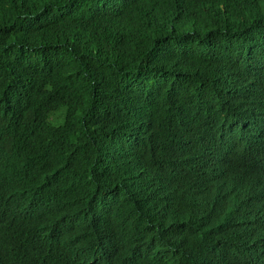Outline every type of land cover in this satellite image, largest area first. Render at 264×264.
<instances>
[{
  "label": "trees",
  "instance_id": "16d2710c",
  "mask_svg": "<svg viewBox=\"0 0 264 264\" xmlns=\"http://www.w3.org/2000/svg\"><path fill=\"white\" fill-rule=\"evenodd\" d=\"M0 170L67 264H264V0H0Z\"/></svg>",
  "mask_w": 264,
  "mask_h": 264
},
{
  "label": "clouds",
  "instance_id": "9594fccd",
  "mask_svg": "<svg viewBox=\"0 0 264 264\" xmlns=\"http://www.w3.org/2000/svg\"><path fill=\"white\" fill-rule=\"evenodd\" d=\"M216 136L219 137V140L224 141L219 136V134H217ZM219 154L220 152L216 151L215 157H217ZM226 154H227V150L224 147L222 156L217 157L218 158L217 161L218 162L220 161L221 164H219L217 161L211 162V169H213V172H215L216 170H220L221 168L220 165H223L226 163L225 161ZM15 173L16 172L14 171L0 170V209H4V211H0V231H1L0 234L17 235L19 237L23 236L24 243L27 245L28 249H31V251H28V253L38 254L39 257L43 259L48 255L49 256L47 258H50V257L55 258L56 255L61 256L60 259L63 261L58 259L57 262H61L62 264H67L68 262L67 256L66 255L63 256L65 253L63 251L53 249V247L51 246V242L48 236L49 233L46 232V230L44 231L39 227H35L29 224L30 220L32 221L35 220L37 222L40 221L44 223L45 225L54 223L56 217L53 214V212L55 211L51 209L41 210L39 212H42V211L43 212L40 215L35 214L32 217H29L27 213L28 211H34L37 209V206H33L30 204L32 200L34 201L39 200V203H42L46 201H51L53 199L56 200V198L60 196V194L56 193L57 191L53 189H48V190H51L50 192H54L52 197L50 194L38 195L37 192L40 189H42L39 187L38 184H35L28 177H24L22 178V180H20L21 178H13L15 176H13L12 174L15 175ZM12 179H14L15 182H23V185L21 187L14 186L12 187V189L16 191H20L22 188H26V190L29 191V193H27V195H24L25 197H12V196L7 195L8 189L6 188H8L9 182L13 181ZM55 203H56V206L60 205L59 201ZM11 206L13 207L10 208ZM40 206L41 207H51V206H42V205ZM6 211H11V213L13 212L15 213L13 214L14 216L10 218L11 221L8 224H5V221L2 223L3 218L7 214ZM24 230H28L30 235H27L26 233H24ZM35 234H42V235L36 236ZM33 237L37 238V241H34ZM1 245L2 246L8 245L12 247V250L15 253H17L16 246L12 242L4 238H0V247Z\"/></svg>",
  "mask_w": 264,
  "mask_h": 264
},
{
  "label": "water",
  "instance_id": "95a60500",
  "mask_svg": "<svg viewBox=\"0 0 264 264\" xmlns=\"http://www.w3.org/2000/svg\"><path fill=\"white\" fill-rule=\"evenodd\" d=\"M13 176H15V177H13V178H24V176L22 175V174H17V173H15V175H13ZM23 185V182H15V181H10L9 182V184H8V188H6V189H8V193H7V195H9V196H12V197H25L24 195H27V193H29V191H27L26 190V188H22L20 191H16V190H13L12 189V187H14V186H19V187H21ZM37 194L38 195H48V194H50L51 195V197H52V195L54 194V192H50L48 189H46V188H42V189H40L38 192H37ZM56 200H58L59 202H60V205H61V202L63 203V198H62V196L60 195V196H58L57 198H56ZM55 199H53V200H51L50 202L51 203H48L49 205H42V206H56V203L55 202H58V201H56ZM31 205H33V206H38L39 205V200H37V201H34V200H32L31 201V203H30ZM58 206V205H57ZM60 208H62L61 206H60ZM0 211H4V209H0ZM58 211L59 210H55V212H53V214L55 215V216H58L59 215V213H58ZM7 212V214H6V216L3 218V220H2V223L5 221V224H8V223H10V221H11V219L10 218H12L14 215L13 214H15L14 212L13 213H11V211H6ZM28 212H30V213H28ZM27 213H28V216L29 217H32L33 215H35V214H41L42 212H39V211H28ZM66 232H68V230L66 231ZM76 234H80V235H82V234H85L86 232H87V230L86 229H83V228H77L75 231H74ZM79 240L80 241H82L83 239L82 238H79ZM152 249H155V248H153V247H151ZM2 250V249H1ZM114 250H116V247H114V249H111V251H109V252H113ZM146 250V249H145ZM117 251V250H116ZM111 256V255H110ZM110 256H108V257H102V259H101V261H102V263L103 262H105L104 264H124L122 261H120L119 260V258L118 257H114V258H112V259H110L111 257ZM113 257V256H112ZM135 257H137V255H135V256H133V258H135ZM61 258V256H55V258H53V257H50V258H46V260H48V263H50V264H62L61 262L60 263H58L57 262V260L59 259V260H61L60 259ZM128 258H130V257H128ZM69 259V258H68ZM110 259V260H109ZM126 259H127V257H126ZM136 259V258H135ZM61 261H63V260H61ZM135 264H137V262L136 261H133ZM4 263V261L2 260V259H0V264H3Z\"/></svg>",
  "mask_w": 264,
  "mask_h": 264
},
{
  "label": "bare ground",
  "instance_id": "6f19581e",
  "mask_svg": "<svg viewBox=\"0 0 264 264\" xmlns=\"http://www.w3.org/2000/svg\"><path fill=\"white\" fill-rule=\"evenodd\" d=\"M228 154V153H227ZM30 173V171L28 170V171H26L25 172V174H24V177L26 176V175H28ZM18 174H22V173H18ZM12 175H14V174H12ZM13 181H15L14 179H12ZM20 180H22V178L20 179ZM19 180V181H20ZM49 191H51V190H49ZM56 193H60V192H56ZM169 193H171V190H170V192ZM170 198H171V196H170ZM104 201H99V203L98 204H96V205H100V204H102ZM48 203H51L50 201H46V202H42V203H39V205L37 206V209L35 210L36 212L37 211H41V210H46V209H51V210H59V209H61L60 208V206L62 205V202H61V205H58V206H51V207H41L40 205H48ZM160 205H162V204H160ZM13 206H11L10 208H12ZM97 208V207H96ZM99 210V209H98ZM28 213H30V212H28ZM1 232V231H0ZM36 236H39V235H42V234H35ZM45 236V235H44ZM71 238H76V236H73V237H71ZM70 238V239H71ZM144 243H145V241H144ZM143 243V244H144ZM146 244V243H145ZM142 245V244H141ZM1 248V247H0ZM53 249H54V247H53ZM144 248H142V250H143ZM147 250H152V248L151 247H149V248H146ZM28 251H31V249H28ZM97 251V250H96ZM96 251H94V253H97ZM48 253H50V252H48ZM104 254H105V256L104 257H107L108 256V253L107 252H104ZM66 254H64L63 256H65ZM49 256V255H48ZM48 256H46L45 258H47ZM62 256V257H63ZM73 257V256H72ZM44 258V259H45Z\"/></svg>",
  "mask_w": 264,
  "mask_h": 264
}]
</instances>
